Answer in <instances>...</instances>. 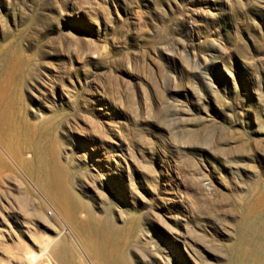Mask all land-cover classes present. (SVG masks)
I'll use <instances>...</instances> for the list:
<instances>
[{
	"label": "rangeland",
	"instance_id": "rangeland-1",
	"mask_svg": "<svg viewBox=\"0 0 264 264\" xmlns=\"http://www.w3.org/2000/svg\"><path fill=\"white\" fill-rule=\"evenodd\" d=\"M0 50H20L28 83L46 70L61 79L79 118L83 99L101 92L106 122L121 132L135 182L147 189L126 218L149 227L169 264L187 263L149 215L163 175L178 182L182 202L171 206L189 211L204 264H225L251 238L264 261L253 231L264 205L248 214L242 200L264 184V0H0ZM88 114L107 136L103 118Z\"/></svg>",
	"mask_w": 264,
	"mask_h": 264
},
{
	"label": "bare ground",
	"instance_id": "bare-ground-1",
	"mask_svg": "<svg viewBox=\"0 0 264 264\" xmlns=\"http://www.w3.org/2000/svg\"><path fill=\"white\" fill-rule=\"evenodd\" d=\"M1 53L0 264H150L156 258L158 264H169L149 227L126 218L127 208L134 209L147 189L135 182L129 164L135 158L121 132L106 122L110 105L101 92L96 88L83 99L79 118L61 79L51 80L46 70L28 83L21 75L20 50ZM89 110L103 118L107 136L95 132ZM170 178L163 175L166 183L153 193L157 201L149 206V215L162 224L163 237L184 263L204 264L191 235L197 231L185 218L189 211L171 206L182 202V195ZM247 192L242 200L249 214L264 205V184L257 181ZM105 193L114 204L108 210L99 202L106 201ZM253 231L264 240V219ZM255 241L239 240L241 253L225 264H264L257 253L262 244ZM138 244L145 246L146 256L138 255Z\"/></svg>",
	"mask_w": 264,
	"mask_h": 264
}]
</instances>
